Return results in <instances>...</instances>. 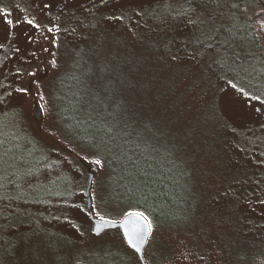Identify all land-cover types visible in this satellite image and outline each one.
<instances>
[{"label": "rangeland", "instance_id": "1", "mask_svg": "<svg viewBox=\"0 0 264 264\" xmlns=\"http://www.w3.org/2000/svg\"><path fill=\"white\" fill-rule=\"evenodd\" d=\"M242 2L0 0V72L20 68L0 106V195L9 206L34 201L7 207L15 217L0 222L11 223L0 229V264H143L120 228L93 233L81 190L90 172L95 217L148 218L146 264H264V48ZM153 53L164 59V102L182 104L175 119L150 111ZM29 133L53 156L34 177L40 146ZM136 136L146 177L125 170L127 157L141 159L124 148ZM169 153L184 191L174 202L153 197ZM17 177L29 180L16 188ZM40 213L76 233L78 248L42 217L20 224Z\"/></svg>", "mask_w": 264, "mask_h": 264}, {"label": "trees", "instance_id": "2", "mask_svg": "<svg viewBox=\"0 0 264 264\" xmlns=\"http://www.w3.org/2000/svg\"><path fill=\"white\" fill-rule=\"evenodd\" d=\"M248 5H250L252 9H249ZM241 8L246 13L248 26L251 29V31L253 32L256 41L260 45H262V47L264 48V0H244V2L241 3ZM135 14H137V12H135ZM128 44L131 45V46L133 45V43L131 44L130 42H128ZM158 58H159L158 55L155 54V53H153V55L150 57V67L154 68V76L151 78L150 87L146 90V92H147V95H148V93L150 95V97H149L150 98V102L155 103V105L153 106V108L150 111L153 114H157L158 111H159V113L161 112V113L167 115L169 118H174L175 119V116L177 115L176 114L177 109L182 104L181 103H177V104L173 105L170 102H164V99L166 98V96H165L166 94H163V95L160 94V93H162L161 92L162 87H160L161 86V84H160L161 82L159 80L160 77H158V75H157V72H159L158 66H160L161 64L164 63V59L163 60H158ZM162 58H164V57L162 56ZM11 66H13V67H10L6 74L3 75V74H1L2 72H0V74H1L0 77H2L1 80H0V106H1L2 103L5 104L4 102H12L11 101V96H12L13 87H14L12 73L14 71H19L20 68L18 66H16V65H11ZM10 109H12V108H10ZM6 112L7 111H5V110H1L0 111V115L1 114H5ZM12 115H13L14 119H16L17 116H16V112L15 111H12ZM124 131H126V130H125V127L123 126L120 129V131L118 132V136L121 137V135H124L123 134ZM28 136L31 137V138L34 137L36 139V141L38 142L39 146H40V149L38 151L36 149V151L38 152V155L36 157V161L38 162V166L34 167V169L30 172V174H32L31 177H34L35 175H37V173L43 172L42 171L43 170L42 169L43 168V165H42L43 162L45 161V163L49 164L50 161H51V160H49V158H51L53 156H52V152L49 149L43 147L42 144L40 143V141H38V138L35 135H33L32 133H29ZM124 136H126V135H124ZM143 141L144 140H142V138L136 136L135 139H133V141H131V143H132L131 145H130V142H129L127 145L124 146L125 150L126 151L128 150L129 153L131 151L133 153H138L141 156L140 161H136L135 158H134V154L132 156L130 155L129 157H127V155H126L127 163L125 165L128 168H125V170L129 171L128 175H129V173H134L136 171L137 173H139V175H141V176L144 175L146 177V174L152 173L149 170H147V171L143 170V169L149 168L147 165H145V163L150 158H148V156L143 151L138 150V151L135 152V149L137 150V148L139 146V143H141ZM136 144H138V145H136ZM160 147H164V146L162 145ZM153 151H155V150H153ZM168 151L172 152L173 149H171V147L168 146ZM168 155L169 156L165 155V157L163 155V157H162L163 162L167 166V168L164 169V170H166V172L163 171V174L166 173L163 176L167 178V181H166V183L159 184L156 187V190L154 192L153 197L154 198L162 197L163 199H165V201L174 202L175 198L176 199H181L182 198V196L184 194V191L182 190L181 185H177V183H174L175 182L174 180L176 178H178V176L173 175V172L175 170L174 169V165H173L174 162H173V159L171 158L172 157L171 154L169 153ZM64 157L66 158V160L68 159L67 155H64ZM73 157L75 158V160L81 166L85 165V167H88V164L85 163L84 160L80 159L79 157H75L74 155H73ZM58 160L60 161V164H63L60 159H58ZM69 162H71L70 159H69ZM90 173H92V172H90ZM90 173H89V176H90ZM166 175H168V176H166ZM68 176H69L68 182L73 183L71 181V178H70L69 174H68ZM89 176H88L86 185L83 184V188L81 189L82 192L85 193L86 195H87L86 191H87ZM169 176H171V177H169ZM10 180H11V185L12 186H14L16 188H21L24 185V182L26 183L29 179H27V178H18L17 177V178L10 179ZM85 181H86V179H85ZM4 182H3L2 187L6 186V183H4ZM76 185H74L73 189L75 191L73 192L72 197L74 195L78 194L76 189L80 185H78V186H76ZM152 185H154V183ZM14 201H15V203L12 206H9L7 204V200H6L5 195H3V196L0 195V222L4 218H5V220H9V218L12 221L14 220V217H15L14 214H12L10 216V214L7 213V207H14V212H17V211L20 212V211H23V210L20 207L16 208V206H18L17 203H19V205H21V207H23V208H25L24 207L25 204H27V205L28 204H32L31 202H33V205H34V201H32V200L28 201V200H25L23 198H15ZM178 201H176L175 203L177 204ZM68 203H70L69 200H68ZM46 205H50V203H46ZM68 206H70V207L74 206V203H70ZM59 207H61L63 210H66L63 206H59ZM29 208L30 207L28 205V208H26V209H29ZM84 210L88 214L92 211V210H89V208H88V201H87V204H85ZM19 212H17V213H19ZM29 215H31V214H29ZM29 215L26 214L25 216H23V218L20 220V224L24 223L23 225L25 227L29 228V227L33 226L34 224H36V222H38L40 217H42V219H45L44 220L45 224H50L51 225L50 228H53V229L57 230L55 233H57L58 235L65 236L68 240H70V241H72L74 243V247L78 248V246H76V245L79 243V239H78L76 233L74 235L71 232L69 233L68 232V228H66L67 230L64 231V232H59L58 231V228H57L56 224H58V221H60V219L54 221V223H53V221H51V219H49V218H51V216H45L43 214L41 215V213H40V214L37 215V219L35 218V216H33V220H31ZM89 217H90V215H89ZM61 220L62 221H65V220L67 221L68 219H67V217L63 216V218H61ZM70 223L74 226V228L76 230L80 231V226L81 225L76 220H70ZM9 225H11V223H9V222L6 223V224L4 223L3 226L0 223V229H2V230L8 229ZM19 226H21V225H19ZM0 238H1V233H0ZM74 264H78V263H74Z\"/></svg>", "mask_w": 264, "mask_h": 264}, {"label": "water", "instance_id": "3", "mask_svg": "<svg viewBox=\"0 0 264 264\" xmlns=\"http://www.w3.org/2000/svg\"><path fill=\"white\" fill-rule=\"evenodd\" d=\"M37 117H40L38 107L36 108ZM94 174L90 173L87 194H88V208H92L91 188L93 183ZM140 212H131L125 214L121 220H108L96 218L91 212L90 217L93 220V233L95 235L101 234L106 229L119 227L124 235L126 243L130 248L135 250L141 260L145 263L144 250L147 246L152 230L149 227L150 223L148 218L143 215H138Z\"/></svg>", "mask_w": 264, "mask_h": 264}, {"label": "snow or ice", "instance_id": "4", "mask_svg": "<svg viewBox=\"0 0 264 264\" xmlns=\"http://www.w3.org/2000/svg\"><path fill=\"white\" fill-rule=\"evenodd\" d=\"M138 215H143L142 213L138 214ZM149 227H151V225H149Z\"/></svg>", "mask_w": 264, "mask_h": 264}, {"label": "flooded vegetation", "instance_id": "5", "mask_svg": "<svg viewBox=\"0 0 264 264\" xmlns=\"http://www.w3.org/2000/svg\"><path fill=\"white\" fill-rule=\"evenodd\" d=\"M40 115H41V113H40Z\"/></svg>", "mask_w": 264, "mask_h": 264}]
</instances>
